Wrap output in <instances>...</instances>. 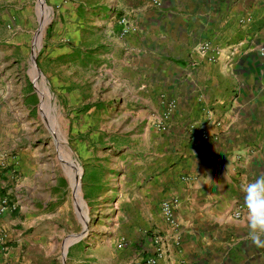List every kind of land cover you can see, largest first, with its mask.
Returning <instances> with one entry per match:
<instances>
[{
    "label": "crops",
    "instance_id": "0c3cea01",
    "mask_svg": "<svg viewBox=\"0 0 264 264\" xmlns=\"http://www.w3.org/2000/svg\"><path fill=\"white\" fill-rule=\"evenodd\" d=\"M46 2L51 14L41 58L50 60L46 74L57 84L99 63L122 85V114L158 119L160 95L175 108L164 130L140 125V146L150 162L133 171L111 225L95 232L90 224L84 236L63 244L62 260L59 243L34 231L45 225L36 220L44 216L36 212L38 200L23 204V177L29 176L23 173V145L17 138L0 143V195L14 207L0 214V264H146L150 258L154 264H264V248L246 238L244 214L232 216L243 204L241 186L264 174V0ZM16 5L22 10L20 45L10 30ZM36 6L37 0H0L4 58L17 51L27 61L36 30L31 27L39 21ZM124 26L130 30L121 36ZM205 42L211 48L200 51ZM2 78L0 116L10 117L4 124L11 137L16 115L22 125L24 84L7 93ZM11 95L17 100L13 110ZM133 158L141 165L138 153ZM103 186L102 176L83 182L90 209L105 195ZM168 200L172 222L160 209Z\"/></svg>",
    "mask_w": 264,
    "mask_h": 264
},
{
    "label": "rangeland",
    "instance_id": "374dc122",
    "mask_svg": "<svg viewBox=\"0 0 264 264\" xmlns=\"http://www.w3.org/2000/svg\"><path fill=\"white\" fill-rule=\"evenodd\" d=\"M42 2L43 6L37 0L39 21L31 27V30L34 27L36 30L32 37L33 49L28 53L27 61L23 60V53L17 51L12 52L13 59H8L7 55L4 58L1 49L2 85L5 83L7 93L12 94L16 92L19 81L22 80L24 86L23 126H20L19 115H16L17 130H13L10 137L4 124L10 117L0 116V143L7 144L17 138L14 142L23 145V173L29 175L23 177V204L31 197L38 200L36 212L44 216L36 220L45 225H38L39 229L34 231L38 233L37 237L41 232L42 236L59 243L62 260L63 244L84 236L90 224L95 232L107 230L111 225L108 223L114 220L121 197L127 195L125 186L131 184L133 171L140 166L147 168L150 162L149 151L140 146V125L159 129L157 124L159 121L162 124V119L161 112L158 114L159 121L155 118L149 122L132 111L122 114V85L116 81L115 74L110 77V73L106 74L99 63L90 69L75 71L68 84H57L52 75L46 74L52 69V64L50 60L43 62L41 53L44 29L51 10L46 0ZM12 13L17 16L15 20H10L11 37L13 44L20 45L23 44V21L19 17L21 7H12ZM67 71L70 69L66 68ZM45 88L48 95L44 98ZM10 98L13 110L17 100L13 95ZM165 102L160 95L158 104L161 111ZM143 150L144 154L140 155ZM137 153L141 165L133 158ZM72 175L79 181L83 201L81 207L77 205ZM100 176L105 195L101 194L98 205L90 209L83 195V182ZM98 190L93 188L95 193Z\"/></svg>",
    "mask_w": 264,
    "mask_h": 264
},
{
    "label": "clouds",
    "instance_id": "9594fccd",
    "mask_svg": "<svg viewBox=\"0 0 264 264\" xmlns=\"http://www.w3.org/2000/svg\"><path fill=\"white\" fill-rule=\"evenodd\" d=\"M211 181L209 177L208 182ZM246 238L257 248H264V174L241 186Z\"/></svg>",
    "mask_w": 264,
    "mask_h": 264
},
{
    "label": "built area",
    "instance_id": "2783aa9c",
    "mask_svg": "<svg viewBox=\"0 0 264 264\" xmlns=\"http://www.w3.org/2000/svg\"><path fill=\"white\" fill-rule=\"evenodd\" d=\"M156 4H158L157 2H154ZM248 21V19H246ZM119 22L124 23L122 20H119ZM130 30L129 26H124L121 31H120V35H124L125 33H127ZM208 48H211L208 42L202 43L198 49L200 51H207ZM215 53H212V57L214 58L215 56H217ZM175 108V104L173 100L167 99L164 105V109L161 111V121L162 124H160V121L157 124V127H159V129L164 130L165 129V121H167V119L169 118V115L171 113V111ZM172 206H173V202L171 201H162L161 205H160V209L162 212V216L166 221L172 222ZM14 207L12 204H8L7 199L4 196L0 195V214L4 213L6 211H10L12 210ZM244 214V207L243 204H237L232 212V216L234 218H241L242 215ZM154 240L157 242L160 240V237L158 235L154 236ZM4 244V233L2 228L0 227V254H2L5 250V246ZM146 264H154V260L152 258L147 259L145 261Z\"/></svg>",
    "mask_w": 264,
    "mask_h": 264
},
{
    "label": "bare ground",
    "instance_id": "6f19581e",
    "mask_svg": "<svg viewBox=\"0 0 264 264\" xmlns=\"http://www.w3.org/2000/svg\"><path fill=\"white\" fill-rule=\"evenodd\" d=\"M40 4H42L43 6V2L42 0H40ZM38 49H36L35 51L37 52ZM46 95H48V92L46 91V88H45V91H44V95L43 97L45 98ZM42 96V95H41ZM47 103V102H46ZM72 183H73V187H74V191H75V196L77 198V205H79L80 207L82 206V194H81V190L79 188V181H78V178L75 176V175H72ZM79 207V208H80ZM84 223H86V220L84 221Z\"/></svg>",
    "mask_w": 264,
    "mask_h": 264
}]
</instances>
